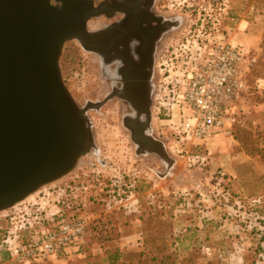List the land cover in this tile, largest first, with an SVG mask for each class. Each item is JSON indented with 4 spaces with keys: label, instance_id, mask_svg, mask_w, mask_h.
I'll use <instances>...</instances> for the list:
<instances>
[{
    "label": "rangeland",
    "instance_id": "1",
    "mask_svg": "<svg viewBox=\"0 0 264 264\" xmlns=\"http://www.w3.org/2000/svg\"><path fill=\"white\" fill-rule=\"evenodd\" d=\"M164 8L181 18L155 55L148 135L167 158L138 153L114 108L90 109L92 145L73 169L0 211L2 227L49 226L61 214L87 217L77 250L28 264H83L102 253L97 240L113 253V226L134 233L125 237L132 264H264V81L256 86V78L264 79V0H167ZM218 40L248 46L256 62L245 76L232 137L193 147L176 133L178 94L203 49ZM58 63L75 101L83 100L76 46H65ZM9 215H16L13 224ZM0 264L23 263L4 255Z\"/></svg>",
    "mask_w": 264,
    "mask_h": 264
},
{
    "label": "water",
    "instance_id": "2",
    "mask_svg": "<svg viewBox=\"0 0 264 264\" xmlns=\"http://www.w3.org/2000/svg\"><path fill=\"white\" fill-rule=\"evenodd\" d=\"M56 1L0 0V211L69 172L92 145L94 105L75 101L58 61L94 9L91 0ZM130 138L138 153L167 158L151 135Z\"/></svg>",
    "mask_w": 264,
    "mask_h": 264
},
{
    "label": "flooded vegetation",
    "instance_id": "3",
    "mask_svg": "<svg viewBox=\"0 0 264 264\" xmlns=\"http://www.w3.org/2000/svg\"><path fill=\"white\" fill-rule=\"evenodd\" d=\"M91 2L94 14L86 20L83 34L64 41L61 50L75 45L78 51L83 100L76 102L94 105L88 107L87 115L90 109L113 113L114 108L130 134H148L155 55L164 34L178 24L181 14L168 13L167 0ZM63 62L60 67L65 70L70 61L62 66Z\"/></svg>",
    "mask_w": 264,
    "mask_h": 264
},
{
    "label": "built area",
    "instance_id": "4",
    "mask_svg": "<svg viewBox=\"0 0 264 264\" xmlns=\"http://www.w3.org/2000/svg\"><path fill=\"white\" fill-rule=\"evenodd\" d=\"M255 62V53L242 43L218 40L203 49L200 61L186 75L178 94L181 117L175 128L182 142L201 144L215 136L232 137L236 115L248 89L245 76ZM262 81L256 78V86H262ZM15 216L9 215L10 224ZM40 224L0 225L4 230L0 249L23 264L57 258L71 247L79 248L88 219L61 214L49 226Z\"/></svg>",
    "mask_w": 264,
    "mask_h": 264
},
{
    "label": "trees",
    "instance_id": "5",
    "mask_svg": "<svg viewBox=\"0 0 264 264\" xmlns=\"http://www.w3.org/2000/svg\"><path fill=\"white\" fill-rule=\"evenodd\" d=\"M233 134H234V128H233ZM191 145H193V147H197L200 144L199 145L191 144ZM193 154L200 155L198 153H193ZM200 156H204V155L201 154ZM3 235H4V230L0 229V241L3 238ZM119 235H120L119 230L115 226H113V245H114L113 253H110L107 247H105L106 240L105 241L97 240V242L102 246L103 249H101L102 253L95 256L96 258L93 260L92 264H132V260H131L132 258H130V256L133 253L128 249L119 246V238H120ZM141 254L142 253L139 252L137 255L141 256ZM4 255L9 257L6 250L0 249V256L4 257ZM60 255L61 254H59L58 257H60ZM10 260L15 261L14 259L11 258ZM149 260L155 261L156 259L154 258V256H151Z\"/></svg>",
    "mask_w": 264,
    "mask_h": 264
},
{
    "label": "crops",
    "instance_id": "6",
    "mask_svg": "<svg viewBox=\"0 0 264 264\" xmlns=\"http://www.w3.org/2000/svg\"><path fill=\"white\" fill-rule=\"evenodd\" d=\"M127 235L132 236V235H134V233H133V232H127V233L124 232V233H120V235H119V237H120V243H119V246L124 247V248H126V249H128V247L125 245V244H126V243H125V237H126ZM95 256H96V255H93V256H91V257H89V258L84 259V263H83V264H92L94 258H96ZM56 260H58V257H57ZM59 260H60V259H59Z\"/></svg>",
    "mask_w": 264,
    "mask_h": 264
},
{
    "label": "bare ground",
    "instance_id": "7",
    "mask_svg": "<svg viewBox=\"0 0 264 264\" xmlns=\"http://www.w3.org/2000/svg\"><path fill=\"white\" fill-rule=\"evenodd\" d=\"M78 104H79V102H78ZM80 105V104H79Z\"/></svg>",
    "mask_w": 264,
    "mask_h": 264
}]
</instances>
